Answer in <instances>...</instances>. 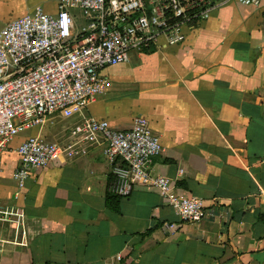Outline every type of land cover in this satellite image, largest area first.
Wrapping results in <instances>:
<instances>
[{"label":"crops","instance_id":"1","mask_svg":"<svg viewBox=\"0 0 264 264\" xmlns=\"http://www.w3.org/2000/svg\"><path fill=\"white\" fill-rule=\"evenodd\" d=\"M36 10L55 14V1L0 0V30ZM184 33L179 45L159 37L104 68L83 116L116 130L142 120L161 146L150 174L212 215L180 224L155 188L113 194L101 145L32 169L18 189L17 146L29 136L61 142L58 118L66 130L81 120L56 114L53 141L48 117L0 152V206L23 210L27 241L5 247L0 264H264V1L219 6Z\"/></svg>","mask_w":264,"mask_h":264},{"label":"built area","instance_id":"2","mask_svg":"<svg viewBox=\"0 0 264 264\" xmlns=\"http://www.w3.org/2000/svg\"><path fill=\"white\" fill-rule=\"evenodd\" d=\"M54 1L55 14L36 10L0 30V152L50 116L81 120L67 129V139L61 142L29 136L17 146V188L23 189L32 169L101 145L111 166L113 194L125 198L136 186L152 187L167 198L180 224L211 216L201 199L176 194L169 179L150 174L149 165L161 146L142 120L116 130L104 120L84 117L83 111L104 88L101 71L123 63L129 52L148 48L159 37L179 45L185 40L184 29H193L217 7L232 2L259 7L264 0ZM26 245L23 210L0 206V262L5 247Z\"/></svg>","mask_w":264,"mask_h":264},{"label":"rangeland","instance_id":"3","mask_svg":"<svg viewBox=\"0 0 264 264\" xmlns=\"http://www.w3.org/2000/svg\"><path fill=\"white\" fill-rule=\"evenodd\" d=\"M53 10H54V7H53ZM68 122H69L68 120H63L61 118H58L57 127L59 131L61 132L60 137L58 139H62L64 135L67 133L66 128L69 126ZM48 125L49 127H46L47 137L45 138L47 141H53V116L49 117Z\"/></svg>","mask_w":264,"mask_h":264},{"label":"trees","instance_id":"4","mask_svg":"<svg viewBox=\"0 0 264 264\" xmlns=\"http://www.w3.org/2000/svg\"><path fill=\"white\" fill-rule=\"evenodd\" d=\"M257 220L264 226V214H259Z\"/></svg>","mask_w":264,"mask_h":264}]
</instances>
